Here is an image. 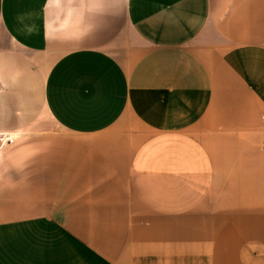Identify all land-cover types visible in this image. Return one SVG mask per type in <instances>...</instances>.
<instances>
[{"label":"crops","instance_id":"crops-1","mask_svg":"<svg viewBox=\"0 0 264 264\" xmlns=\"http://www.w3.org/2000/svg\"><path fill=\"white\" fill-rule=\"evenodd\" d=\"M263 117L264 0H0V264H264Z\"/></svg>","mask_w":264,"mask_h":264},{"label":"rangeland","instance_id":"rangeland-1","mask_svg":"<svg viewBox=\"0 0 264 264\" xmlns=\"http://www.w3.org/2000/svg\"><path fill=\"white\" fill-rule=\"evenodd\" d=\"M44 116H45V119L47 121V127L56 128V123L53 122L52 118L47 113H45Z\"/></svg>","mask_w":264,"mask_h":264},{"label":"built area","instance_id":"built-area-1","mask_svg":"<svg viewBox=\"0 0 264 264\" xmlns=\"http://www.w3.org/2000/svg\"><path fill=\"white\" fill-rule=\"evenodd\" d=\"M263 120H264V117H263Z\"/></svg>","mask_w":264,"mask_h":264}]
</instances>
